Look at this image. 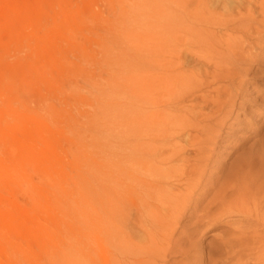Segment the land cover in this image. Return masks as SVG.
I'll return each mask as SVG.
<instances>
[{"label":"rangeland","instance_id":"374dc122","mask_svg":"<svg viewBox=\"0 0 264 264\" xmlns=\"http://www.w3.org/2000/svg\"><path fill=\"white\" fill-rule=\"evenodd\" d=\"M260 2H250L256 21ZM168 10L179 12L168 0H0V264H132L147 257L146 243L140 247L120 229L117 216L120 135L129 137L134 114L120 98V82L155 42L173 43ZM247 10L224 13L226 25L202 34L211 44L236 42L247 55L235 70L228 63L238 52L208 51L223 64L208 72L229 67L238 74L208 77L202 91L210 100L213 88L232 84L237 105L215 138L203 184L220 180L264 133V25L252 41L234 28ZM183 40L182 67L205 69L186 50L194 41ZM195 222L179 224L157 264H264V236L232 239L224 248L225 221L203 234H193Z\"/></svg>","mask_w":264,"mask_h":264},{"label":"bare ground","instance_id":"6f19581e","mask_svg":"<svg viewBox=\"0 0 264 264\" xmlns=\"http://www.w3.org/2000/svg\"><path fill=\"white\" fill-rule=\"evenodd\" d=\"M213 1L215 4L207 0H168L169 6L179 10H168L166 18L165 29L170 30L173 43L168 45L164 39L155 42L148 54L132 59L131 75L120 82V98L134 107V114L129 137L120 135L122 188L117 193V216L120 229L128 230L140 247L146 243L148 252L144 253V261L132 264H157L159 254L171 250V236L184 220L196 221L193 234H203L206 227L217 228L225 221L228 230L219 239L224 248H232V239L264 236V166L254 172L259 164L264 165V133L228 163L220 180L203 184L214 158L215 138L229 125L237 103L232 84L213 88L216 95L210 100L202 91L212 83L208 77L212 81L225 80L226 76L238 74L227 71L229 67L212 74L207 71L210 64L217 69L223 67L208 52L223 45L220 41L211 44L202 34H212V29L226 25L221 19L224 13L247 7L246 16L239 19L243 24L232 23L239 32L254 39L260 25H264V0L260 2L262 18L258 21L252 15L253 0ZM175 20L181 24L176 26ZM183 38L184 42L194 41L195 46L186 50L194 56V63L205 69L182 67L178 42ZM225 48L239 53L228 63L236 70L247 55L236 42ZM208 107L214 109L207 111ZM124 114L121 116L125 119ZM126 119L132 120L130 116ZM122 124L127 123H121V127ZM128 182L131 184L126 188ZM233 217L239 220L233 221Z\"/></svg>","mask_w":264,"mask_h":264}]
</instances>
